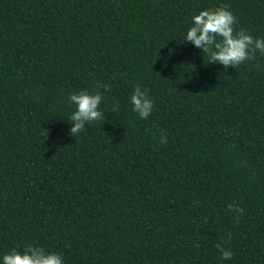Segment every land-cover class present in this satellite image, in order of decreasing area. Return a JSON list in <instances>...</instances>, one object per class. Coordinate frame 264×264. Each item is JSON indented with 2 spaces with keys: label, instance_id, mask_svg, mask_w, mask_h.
<instances>
[{
  "label": "trees",
  "instance_id": "16d2710c",
  "mask_svg": "<svg viewBox=\"0 0 264 264\" xmlns=\"http://www.w3.org/2000/svg\"><path fill=\"white\" fill-rule=\"evenodd\" d=\"M221 6L264 39V0H0V255L264 264V54L224 68L183 39ZM83 89L102 116L71 136Z\"/></svg>",
  "mask_w": 264,
  "mask_h": 264
},
{
  "label": "clouds",
  "instance_id": "9594fccd",
  "mask_svg": "<svg viewBox=\"0 0 264 264\" xmlns=\"http://www.w3.org/2000/svg\"><path fill=\"white\" fill-rule=\"evenodd\" d=\"M234 23L235 17L227 6L203 9L198 14L192 15L190 26L183 36L184 42H190L194 48L206 54L209 65H221L224 68L229 66L235 68L245 61H251L257 52L264 54V39H254L244 30L234 34ZM171 54L169 52L168 57L162 58L165 63ZM104 88L107 90V85ZM102 98L101 92H89L87 89L69 93L67 102L74 106L68 119L71 121L69 129L71 136L81 132L85 124L101 118L102 112L99 106ZM129 103L132 111L141 120L149 117L153 111V100L148 96L147 90H141L139 86L132 91ZM116 110L117 106L114 104L113 111ZM161 141L164 142L163 137ZM233 208L236 213L243 212L242 208L229 205L230 210ZM215 247L220 253L221 260H231L233 252L230 249H225L220 244H216ZM0 264H65V262L62 253L27 245L22 250L12 248L0 255Z\"/></svg>",
  "mask_w": 264,
  "mask_h": 264
}]
</instances>
